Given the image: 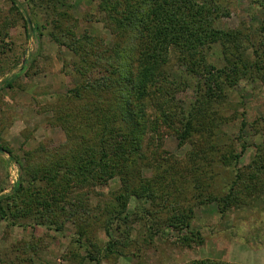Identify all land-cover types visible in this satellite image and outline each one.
Masks as SVG:
<instances>
[{"label": "trees", "instance_id": "1", "mask_svg": "<svg viewBox=\"0 0 264 264\" xmlns=\"http://www.w3.org/2000/svg\"><path fill=\"white\" fill-rule=\"evenodd\" d=\"M7 1L14 7L13 0ZM67 1L45 2L55 10ZM97 1L113 44L107 48L99 39H78L74 34L65 44L78 75L62 101L69 110L58 113L67 140L47 157L29 155L32 161L42 160L23 169L29 181L19 179L12 194L0 197V221L8 226L33 219L38 226L62 232L70 224L74 228L70 264L123 258V251L137 245L136 226L145 228L149 237L172 230L181 246L199 244V234L189 232L192 206L184 203L190 186L194 184L195 191L206 188L201 179L208 174L202 163L211 154H221L220 146L212 142L211 128L228 120L223 111L241 83L264 86V0H249L260 24L241 22L235 29L218 26L229 16V0ZM18 13L26 27L33 25ZM64 17L59 13L60 19ZM14 81L15 77L7 79L2 86L10 89ZM186 89L193 98L176 113L175 96ZM162 133H171L178 147L192 146L186 161L159 164L166 158ZM224 157L219 163L226 162ZM148 166L158 168L146 179L142 171ZM251 170L247 179L254 188L238 173L226 194H209L205 200L215 202L221 214L246 204L257 187L253 182L264 173V159ZM112 180L118 189L109 203L92 207L94 189ZM197 196L196 205H204V196ZM94 224L107 237L103 245L92 232ZM7 261L0 259V264H43L31 246Z\"/></svg>", "mask_w": 264, "mask_h": 264}, {"label": "rangeland", "instance_id": "2", "mask_svg": "<svg viewBox=\"0 0 264 264\" xmlns=\"http://www.w3.org/2000/svg\"><path fill=\"white\" fill-rule=\"evenodd\" d=\"M45 1L13 0V7L7 0H0V70L3 71L0 77V197L12 194L19 179L25 184L29 181L23 175V169L42 162L40 158L32 161L29 155L47 157L67 140L58 113L69 110L70 106L67 108L62 101L78 79L71 66L73 56L65 48L70 34L78 39L84 36L99 39L107 48L113 44L104 14L98 11L97 0H68L66 6L55 10ZM229 1L230 13L220 20V28L235 29L241 22L252 27L260 24V15L249 0ZM15 8L30 18L33 25L26 27ZM61 12L66 17L60 19ZM215 52L217 58V48ZM174 69L179 70L177 66ZM13 77L15 81L10 89L2 86ZM175 98L174 108L178 113L180 107L187 106L192 100L191 89L179 92ZM226 107L223 115L228 120L216 122L218 126L211 128L212 142L220 146L221 154H211L202 163L208 174L201 179L206 188L195 191L193 184L185 196L184 204L193 209L189 232L198 233L201 242H191L185 247L180 245L179 235L172 230L149 237L145 228L136 226L137 245L123 251V258L101 264H188L201 260L264 264V173L253 182L257 187L246 204L231 207L221 214L215 202L205 200L209 194L218 197L226 194L238 173L242 174V182L251 186L247 176L264 159L261 149L264 144V86L241 83L231 94ZM162 134L166 158L159 164L171 165L177 159L187 160L192 146L186 143L178 147L171 133ZM223 155L226 162L219 163ZM149 167L142 171L146 179L158 168ZM210 176L213 177L210 179ZM117 189L116 180L97 186L90 197V205L108 204L111 193ZM198 194L204 196L202 206L196 205ZM99 226L94 224L92 232L97 243L103 245L107 237ZM73 232L70 224L64 231L56 232L36 225L33 219L17 221L15 226L0 221V259L9 262L17 252L31 246L36 248L37 259L43 264H70Z\"/></svg>", "mask_w": 264, "mask_h": 264}]
</instances>
